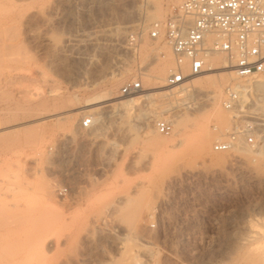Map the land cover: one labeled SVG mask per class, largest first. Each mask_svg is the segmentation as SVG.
<instances>
[{"label": "rangeland", "instance_id": "rangeland-1", "mask_svg": "<svg viewBox=\"0 0 264 264\" xmlns=\"http://www.w3.org/2000/svg\"><path fill=\"white\" fill-rule=\"evenodd\" d=\"M183 1L0 0V264H125L129 230L152 264H264V143L216 152L212 126L230 129L231 116L214 88L197 87L211 95L204 103L154 89L164 84L151 75L174 58L148 32ZM133 80L155 94L132 117L94 110L124 100ZM95 97L106 101L89 106ZM146 112L150 132L132 120ZM84 116L90 130L79 127ZM160 118L173 122L171 137L155 131ZM178 125L183 142L165 148L181 138Z\"/></svg>", "mask_w": 264, "mask_h": 264}, {"label": "built area", "instance_id": "built-area-1", "mask_svg": "<svg viewBox=\"0 0 264 264\" xmlns=\"http://www.w3.org/2000/svg\"><path fill=\"white\" fill-rule=\"evenodd\" d=\"M148 34L166 42L176 62L165 87L182 90L206 72L208 58L216 54L226 57L242 82L225 90L222 108L231 116V126L220 134L213 124L214 151L228 153L239 143L252 149L264 143V91L257 92L251 85L264 73V0H185L165 20L153 23ZM130 39L136 41L134 36ZM142 89L138 80L129 81L120 95L134 96ZM199 97L206 102V97ZM79 127L90 130L92 118L84 116ZM154 128L164 137L174 132L173 122L166 119H157Z\"/></svg>", "mask_w": 264, "mask_h": 264}, {"label": "bare ground", "instance_id": "bare-ground-1", "mask_svg": "<svg viewBox=\"0 0 264 264\" xmlns=\"http://www.w3.org/2000/svg\"><path fill=\"white\" fill-rule=\"evenodd\" d=\"M176 2H179V1H181V0H175ZM184 2V1H183ZM182 2V3H183ZM181 3V4H182ZM180 4V5H181ZM179 5V6H180ZM149 16H151V15H149ZM158 16H159V14H158V12H152V17L153 18H158ZM162 17V16H161ZM160 19V18H159ZM131 36H134V37H136V39H137V35H131ZM148 37H149V39L150 40H152V41H154L155 43H164L166 46H168L169 48H170V46L166 43V42H163V41H155V40H153V39H151L150 38V36H149V34H148ZM75 41V40H74ZM77 44V43H76ZM72 45V44H71ZM75 45V44H74ZM78 46V45H77ZM157 48V47H156ZM170 50H171V48H170ZM157 52V51H156ZM171 53H172V50H171ZM162 56V55H161ZM172 56H173V53H172ZM162 57H164V56H162ZM173 58H174V56H173ZM175 64H176V62H175V59H174V66L173 67H170V68H168V69H163L162 70V68H161V70H157V71H155V73L153 74V75H151V78L152 79H154V80H156V81H158V83L159 84H164V85H160V86H158V88H154V89H158V92L156 93V94H161V95H163V96H167L168 95V91H165V89H163V87H165V82H166V78H167V76H168V74L174 69V67H175ZM219 65H223L222 67H220ZM207 70H206V72L204 73V74H202V75H200V76H198V77H195V78H193V79H191L186 85H185V88H183L182 90H171V89H169V92H172V95H174V96H176V97H182L183 99H187L188 101H192V100H195V102H197L198 103V101L199 100H202V97H199L198 98V96H203V97H206L207 98V101L209 100V98L211 97V95H209L208 93H206V92H202V93H200V91L198 92V89H197V87L199 88L201 85H207L208 87H212V88H214V95L212 96V100H213V102L215 101V100H220V98H222V100H221V107H222V104H223V95H224V93H225V90H226V88H228L229 86H231V85H238V84H242V82L241 81H238L237 80V77H236V75H235V73L233 72V70L230 68V65L228 64V61H227V59H226V57L223 55V54H216V55H212V56H210L209 58H208V60H207ZM157 69V68H156ZM155 69V70H156ZM184 69H186V67H184ZM166 73H167V75H166ZM164 76H166V77H164ZM229 78H231V80L229 79ZM228 79L230 80V82L228 83ZM140 80H141V78H140ZM139 80V82H141ZM157 83V84H158ZM227 83V85L225 86L224 84H226ZM142 84V83H141ZM158 84V85H159ZM251 85H253V88L257 91V92H263L264 91V73L260 76V78L258 79V80H256L255 81V83H252ZM143 87V86H142ZM190 87V89L191 90H189V91H191V92H188V93H185L186 91H187V88H189ZM110 94V93H109ZM108 94V95H109ZM155 93H151L150 91H145L144 90V88L142 89V91L141 92H139L138 94H136V95H134V96H129V97H123L124 98V100H122V101H119L118 103H115V104H111V105H107V106H104V107H100V108H95L94 110H98L99 109V111H100V109L102 110V112H103V110H105L106 109V111H104L103 112V114H105L106 116H107V118L108 119H110V117L112 116V115H114L112 112H114L115 113V111H114V107L113 106H118V109L119 110H125V114H128V116L129 117H132V111H133V109H135V107L139 104V101H138V99L139 98H143V99H145V100H147V99H151V97L154 95ZM106 95V94H105ZM108 95H106V96H108ZM160 95V96H161ZM216 96V97H215ZM171 97V96H170ZM100 97H95L94 99H92V100H95L93 103H91V104H88L89 106H93V105H97V104H100V103H102V102H104V101H106V100H99L98 101V99H99ZM206 101V102H207ZM170 102V101H169ZM174 102L172 101L171 103H170V105H172ZM191 104H193V102H190ZM89 106H87V107H89ZM86 107H84V109L82 110V111H80V112H78L77 114H84V113H86V112H90L91 110H86L85 109ZM168 110H170V109H168ZM97 112V111H96ZM101 113V112H100ZM100 113H98L97 112V114L99 115ZM147 113V112H146ZM151 113V112H150ZM150 113H147V114H142L141 116H140V114L138 115V114H135V116L136 117H134L133 116V119L132 120H134V121H136L137 122V120H139L144 126H145V129H146V131L147 132H150V122L152 121L151 119H150V117H149V114ZM102 114V113H101ZM110 114V115H109ZM131 115V116H130ZM230 116V115H229ZM113 117V116H112ZM123 117V116H122ZM140 117V118H139ZM112 119V118H111ZM161 119V118H160ZM96 121H97V123L99 122V118H97V119H95ZM95 121V122H96ZM99 125V124H98ZM101 125V124H100ZM214 127H217V129L219 130V132H220V134H224V133H226L227 131H229L230 129H224V130H221L219 127H218V125H216V126H214ZM198 131V130H197ZM146 132V133H147ZM185 132V129L184 128H182V127H180L179 125H178V130H177V132H175V134H176V136L177 135H180V137L181 138H179L178 140H170L169 142H167V143H165V148H171V147H174L175 145H177V144H181L182 142H183V140H184V138H183V135H182V133H184ZM185 134V133H184ZM160 135V134H159ZM216 135V134H215ZM162 136V135H161ZM196 136H197V144H198V148H199V150L201 151V152H206V151H208L209 149H210V137H209V134L207 133V123H205V122H202V123H200V125H199V132L196 134ZM164 137V136H163ZM171 137V136H170ZM166 138H168V137H166ZM216 138V137H215ZM196 139V138H195ZM155 140V139H154ZM155 141H157V140H155ZM214 142H215V140H214ZM259 147V146H258ZM258 147H255V148H249V147H245V146H243L241 143H239L238 144V146L235 148V149H233V150H235V151H240V153L241 152H244V151H249L248 149H250V150H254V149H256V148H258ZM231 152V151H230ZM238 156V155H237ZM212 160H216V161H220V158H211ZM253 169V168H252ZM264 178V177H263ZM42 207V206H41ZM44 210H42V212H43ZM41 212V211H40ZM45 212V211H44ZM43 212V213H44ZM39 213V212H38ZM31 214V213H30ZM41 214V213H40ZM39 214V215H40ZM45 214V213H44ZM38 215V214H37ZM22 216V215H21ZM34 216V215H33ZM15 217V216H14ZM13 217V218H14ZM46 217V216H45ZM48 217V216H47ZM46 217V218H47ZM101 217H102V215H101ZM101 217H99V220H104V219H101ZM50 218V217H49ZM54 218V217H53ZM94 218V217H93ZM110 218V217H109ZM36 219V218H35ZM95 220H96V218H94ZM93 219V220H94ZM22 220V219H21ZM38 220H40L39 218H38ZM48 220V219H47ZM46 220V222H48ZM54 220V219H53ZM34 221V220H33ZM33 221H32V223H33ZM52 221V220H51ZM55 221V220H54ZM58 221V220H57ZM20 222H22V221H20ZM26 222V221H25ZM39 223H40V221H38ZM37 222V223H38ZM49 223V222H48ZM93 223V222H92ZM94 223H95V221H94ZM96 223H97V220H96ZM98 223H100V221H98ZM101 223H103L102 221H101ZM29 224V223H28ZM63 224V223H62ZM104 224V223H103ZM24 225V224H23ZM35 225V224H34ZM52 224H50V226H51ZM67 225V224H66ZM95 225H97V224H95ZM99 225V224H98ZM115 225V224H114ZM71 225H69V227H70ZM100 226V225H99ZM98 226V227H99ZM34 227V226H33ZM43 227V226H42ZM44 227L45 228H47L46 227V225H44ZM78 227V226H77ZM21 228V227H20ZM32 228V227H31ZM37 228V227H36ZM28 229V228H27ZM24 230V229H23ZM36 230H38V229H36ZM45 230V229H44ZM57 230V229H56ZM58 230H59V228H58ZM103 230V229H102ZM109 230V229H108ZM107 230V231H108ZM14 231V230H13ZM12 231V232H13ZM25 231V230H24ZM48 231V230H47ZM106 231V230H105ZM106 231V232H107ZM115 231V230H114ZM133 231V230H132ZM138 231V230H137ZM16 232L18 233V231L16 230ZM19 232H20V230H19ZM40 232H41V229H40ZM44 232V231H43ZM110 233H112L111 231H109ZM128 232V234H126V236H128V238H130L129 239V242L127 241L126 242V244L124 245V247H126L125 249H126V251H124V247L122 246L123 244L120 242L119 244H117L116 245V248L118 249V250H116V251H119L122 247V250L124 251V252H126L125 254L127 255V260L125 261V257H126V255H124L125 257V259H123L124 260V262H125V264L127 263V261H128V263L129 264H152L151 262V258H152V254L150 253V250H149V248H148V246H145V245H141V244H138V242L136 243V240L140 237H138L137 238V236H136V234H134L133 232H131L130 230L129 231H127ZM261 232V231H260ZM22 233V232H21ZM31 233H33V232H31ZM35 233V232H34ZM46 233V232H45ZM58 233H59V231H58ZM61 233V232H60ZM89 233V232H88ZM87 233V234H88ZM108 233V232H107ZM27 234V233H26ZM37 234V233H36ZM41 234H43V233H41ZM53 235H54V233H52ZM75 234H76V232H75ZM89 234H91V233H89ZM113 234V233H112ZM138 234H140V233H138ZM263 235H264V230H263V233H262ZM19 235V234H18ZM21 235V234H20ZM67 235V234H66ZM14 236V235H13ZM33 236V235H32ZM88 236H90V235H87V237ZM125 236V237H126ZM18 237V236H17ZM25 237V236H24ZM47 237V236H46ZM53 237V236H52ZM74 237V236H73ZM84 237H86V236H84ZM91 237V236H90ZM28 238V237H27ZM31 238V237H30ZM33 238V237H32ZM36 238V237H35ZM40 238H41V236H40ZM113 238V237H112ZM128 238L127 239H125V240H128ZM142 238V237H141ZM25 239V238H24ZM53 239V238H52ZM145 239V238H144ZM58 240V239H57ZM66 240V239H65ZM90 240V239H89ZM123 240H124V238H123ZM31 241V240H30ZM34 241V240H33ZM38 241H40L39 239H38ZM81 241V240H80ZM116 241H118V240H116ZM147 241V240H146ZM14 242V241H13ZM23 242V241H22ZM51 242V241H50ZM56 242V241H55ZM63 242V241H62ZM119 242V241H118ZM140 242V241H139ZM16 243V242H15ZM19 243H21V242H19ZM38 243V242H37ZM127 243H131V244H129V246H128V244ZM134 243H136V244H134ZM14 244V243H13ZM26 244V243H25ZM29 244V243H28ZM259 244V243H258ZM261 244V243H260ZM264 244V243H263ZM19 246V245H18ZM26 246V245H25ZM29 246V245H28ZM37 246H39V245H37ZM45 246V245H44ZM93 246V245H92ZM98 246V245H97ZM122 246V247H121ZM128 246V247H127ZM15 247V246H14ZM32 247H33V245H32ZM53 246L51 245V244H49L48 246H47V248H45L46 249V251H50L51 250V248H52ZM115 247V246H114ZM121 247V248H120ZM22 248V247H21ZM28 249H29V247H27ZM99 248V247H98ZM120 248V249H119ZM15 249V248H14ZM26 249V248H25ZM68 249V248H67ZM38 250V249H37ZM41 250V249H40ZM256 250V249H255ZM260 250V249H259ZM35 251V250H34ZM44 252V253H47V252ZM63 251V250H62ZM29 252V251H28ZM256 252V251H255ZM259 252V251H258ZM18 253V252H17ZM20 253V252H19ZM31 253V252H30ZM71 253V252H70ZM69 253V254H70ZM260 253V252H259ZM262 254H260V255H262V258H261V262H264V245H263V247H262V252H261ZM26 254V253H25ZM43 254V253H42ZM155 254V253H154ZM258 254V253H257ZM34 255V254H33ZM62 255V254H61ZM121 255V254H120ZM152 255V256H151ZM56 256V255H55ZM58 256V255H57ZM156 256V255H155ZM251 256V255H250ZM255 256V255H254ZM43 257V256H42ZM141 257V258H140ZM56 258V257H55ZM75 258V257H74ZM138 258V260H136ZM140 258V259H139ZM249 258V257H248ZM247 258V259H248ZM252 258V257H251ZM258 258V257H257ZM43 259V258H42ZM44 259H45V257H44ZM51 259V258H50ZM53 259V258H52ZM105 259V258H104ZM23 261V260H22ZM29 261V260H28ZM54 261H55V259H54ZM98 261V260H97ZM153 261H154V257H153ZM157 261V260H156ZM45 262V261H44ZM50 261H48V263H49ZM75 262V261H74ZM92 262V261H91ZM43 263V262H42ZM85 263V262H84ZM93 263V262H92ZM95 263V262H94ZM100 263V262H99ZM121 263H122V261H121ZM127 263V264H128ZM18 264V263H17ZM27 264V263H26ZM37 264V263H36ZM40 264V263H39ZM50 264V263H49ZM102 264V263H101Z\"/></svg>", "mask_w": 264, "mask_h": 264}]
</instances>
